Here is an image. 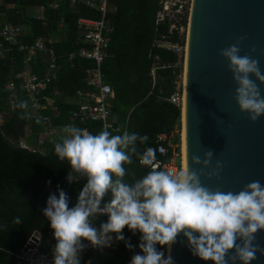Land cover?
Returning a JSON list of instances; mask_svg holds the SVG:
<instances>
[{"label": "trees", "instance_id": "1", "mask_svg": "<svg viewBox=\"0 0 264 264\" xmlns=\"http://www.w3.org/2000/svg\"><path fill=\"white\" fill-rule=\"evenodd\" d=\"M53 1L0 0V29L5 23L24 27L26 31L21 37L24 44L33 43L39 37L55 41L51 47L58 56L57 78L42 93L53 103L49 106L43 99L39 101L42 106L39 114L47 116L49 125L57 131L50 140L44 135L45 125L32 114L27 99L18 89L24 54L17 51V46H10L0 37L3 50V57L0 58V113L4 117L0 128V264H6L10 254L29 232L36 216L38 198L43 192L57 191L58 188L63 190L71 207L84 183L83 179L75 183H68L64 179L68 166L66 162L58 160L53 152L54 144L60 141L57 134L66 125L86 129L93 134L102 129L99 122L81 123L78 119H72L70 114L77 107L75 92L86 88L85 73L94 67L93 62L83 59H74L71 63L67 61V55L81 47L77 42V19H97L98 14L85 8H70L65 1L60 2L56 9H50ZM108 1L111 5L108 17L113 31L109 57L101 64L104 82L113 91L110 101L112 127L108 131L112 135H121L122 130L115 133L114 129L127 125V132L148 136L144 144L137 142L136 153L131 154V164L122 165L126 169L123 179L131 184L149 171L147 166L140 164L139 154L147 147H155L158 134L180 128L181 108L169 103L166 98L174 92L182 66L174 53L155 44L162 37L171 42L177 41L175 33L167 35L166 24L155 25L159 0ZM38 8L43 11L37 18L34 10ZM44 70L45 63L39 57L32 66V73L40 78ZM9 82L16 86L12 111L7 101L11 92L5 89ZM55 92L57 96H54ZM21 101L25 102L26 107H17ZM21 138H26L34 148L33 152L18 146ZM39 139L43 141L40 146L37 143ZM31 175L45 177L25 182ZM49 194H45L41 200L34 227L44 239L51 233L42 215ZM107 198H110L108 194ZM103 220L104 217L99 216L94 223L99 227ZM121 231L132 244V249H126L123 241L116 242L113 234L111 245L106 249H97L95 261L91 264H127L130 261L131 256L139 251L136 247L139 233L133 235L126 227ZM53 244L52 239L51 247ZM158 250L164 251V246H158ZM42 252L51 257L48 248ZM91 256L92 253L86 254L82 264H86Z\"/></svg>", "mask_w": 264, "mask_h": 264}, {"label": "clouds", "instance_id": "2", "mask_svg": "<svg viewBox=\"0 0 264 264\" xmlns=\"http://www.w3.org/2000/svg\"><path fill=\"white\" fill-rule=\"evenodd\" d=\"M243 39L237 38L218 55L227 62L239 112L254 123L264 114V96L258 87H264V72L250 55L253 49L240 54ZM17 107L26 104L21 101ZM63 131L66 135L54 144L53 152L68 166L64 179L68 183L83 179L84 183L71 207L59 188L45 200L42 215L54 240L50 264H80L83 242L93 249L105 248L113 234L116 242L123 241L131 250L132 244L121 231L125 227L133 235L139 233V251L131 256L129 264H173L166 252L178 235L191 255L210 264H251L258 253L264 254L253 244L254 234L264 231V184L253 180L237 192L203 186V173L195 169H208L213 158L210 150L202 157H191L192 170L186 162L184 170L172 174L155 170V154L162 153L163 148L147 147L139 154V162L150 170L129 184L123 179L126 169L122 165L131 164L137 142L144 144L147 135L127 131L112 135L106 128L93 134L71 125ZM219 171L217 161L207 177ZM106 193L110 198L102 203ZM104 215L107 220L97 228L94 221ZM158 246L165 250H158Z\"/></svg>", "mask_w": 264, "mask_h": 264}, {"label": "water", "instance_id": "3", "mask_svg": "<svg viewBox=\"0 0 264 264\" xmlns=\"http://www.w3.org/2000/svg\"><path fill=\"white\" fill-rule=\"evenodd\" d=\"M239 37H244L240 54H249L253 49L250 55L264 72V0H191L184 63L182 170L186 162L192 170L191 157H202L204 151L210 150L213 158L208 169H195L203 173L200 182L210 190L237 192L253 180L264 184V114L250 123L247 115L239 112L227 62L218 55ZM258 87L264 96V87ZM217 161L219 173L207 177V172ZM37 177L45 176L31 175L24 181ZM51 192L56 191H45L39 196L34 222L6 264H11L32 233L37 236L34 227L41 200ZM253 244L264 250V231L254 234ZM168 254L173 264H210L191 255L179 235ZM82 260L79 254V261ZM251 264H264V254L258 253Z\"/></svg>", "mask_w": 264, "mask_h": 264}, {"label": "built area", "instance_id": "4", "mask_svg": "<svg viewBox=\"0 0 264 264\" xmlns=\"http://www.w3.org/2000/svg\"><path fill=\"white\" fill-rule=\"evenodd\" d=\"M65 1L70 8H85L92 10L98 14L97 19L78 18L76 21L77 42L81 47L67 55V61L72 62L74 59H83L91 61L94 67L86 70L85 84L86 88L75 92L76 109L71 111V118L78 119L81 123L85 121L99 122L102 128L111 129V111L110 101L113 98V91L110 85L106 84L101 72V64L109 57V44L111 41V33L113 31L108 13L111 5L108 0H54L50 5V9H56L57 5ZM0 2V14H1ZM191 0H159V9L155 16V25H167V35L175 33L177 41L171 42L165 37L156 41V46L174 53L178 58V64L184 66L186 56V42L188 33V22L190 13ZM42 11V8H40ZM38 18V17H37ZM26 29L21 26H14L5 23L0 29V37L10 46H17V51L24 54L22 62V72L18 75L20 79L19 91L27 99L29 109L32 114L42 121L46 127L45 137L52 139L57 131L49 125V118L42 116L39 111L42 109L39 101L43 99L47 105L51 106L53 101L44 98L42 93L47 87L56 80L58 71V56L51 47L55 41L44 40L39 37L33 43L24 44L21 37ZM3 57V50L0 47V58ZM41 57L45 63V70L40 78L32 73V66L35 65L37 58ZM5 89L11 93L7 97L10 111L13 110V98L16 86L13 82H9ZM57 92L54 96H57ZM166 101L182 107L184 102V85L175 83L174 92L166 98ZM4 122V117L0 113V128ZM122 130V134L127 130V125L123 128L114 129L115 133ZM64 132L63 130L61 131ZM181 134L180 128H174L169 133L158 134L155 141V147L163 148V152L155 154V170H165L175 174L178 170H182V151H181ZM38 145H42V139L37 141ZM18 146L27 151H34L25 139L18 141ZM43 153V152H40ZM149 169V168H148ZM150 170V169H149ZM107 194L104 201H107ZM103 222L107 220L104 215ZM97 227V225L94 223ZM98 228V227H97ZM35 236L33 233L26 239L20 250L14 255L12 264H50L51 257L48 253L42 252L44 248L51 249L52 234L47 238H42L40 233ZM80 255L84 258L86 254L94 253L97 249L88 247L86 242ZM112 243V242H111ZM27 247V248H26ZM26 248L25 251L23 249ZM83 260L80 261V264Z\"/></svg>", "mask_w": 264, "mask_h": 264}, {"label": "rangeland", "instance_id": "5", "mask_svg": "<svg viewBox=\"0 0 264 264\" xmlns=\"http://www.w3.org/2000/svg\"><path fill=\"white\" fill-rule=\"evenodd\" d=\"M34 12H35V15L37 16H40V15H42V11L40 10V9H35L34 10ZM182 81H183V66H182V72H181V75H180V77H179V79H178V81L176 82V83H178V84H182ZM66 135V133L65 132H61V133H58L57 134V139H62V137H64ZM55 137V136H54ZM111 245V244H110ZM109 245V246H110ZM108 246V247H109ZM108 247H105L104 249H106V248H108ZM96 254H97V251H95L93 254H92V256L88 259V261H87V263L86 264H91L92 262H94L95 261V256H96Z\"/></svg>", "mask_w": 264, "mask_h": 264}, {"label": "bare ground", "instance_id": "6", "mask_svg": "<svg viewBox=\"0 0 264 264\" xmlns=\"http://www.w3.org/2000/svg\"><path fill=\"white\" fill-rule=\"evenodd\" d=\"M184 66H183V81H182V85H184ZM183 121H184V109L183 106L181 107V125H182V134H181V140H182V144H181V151H182V166H183V157H184V127H183ZM166 254H168V252H166Z\"/></svg>", "mask_w": 264, "mask_h": 264}, {"label": "crops", "instance_id": "7", "mask_svg": "<svg viewBox=\"0 0 264 264\" xmlns=\"http://www.w3.org/2000/svg\"><path fill=\"white\" fill-rule=\"evenodd\" d=\"M151 74H152V76L154 75V69L151 70Z\"/></svg>", "mask_w": 264, "mask_h": 264}]
</instances>
